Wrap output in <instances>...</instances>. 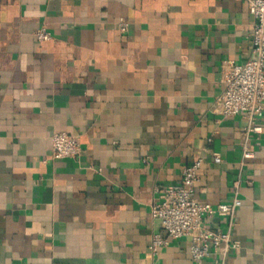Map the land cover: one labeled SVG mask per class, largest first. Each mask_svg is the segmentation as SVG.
Listing matches in <instances>:
<instances>
[{
  "label": "crops",
  "instance_id": "0c3cea01",
  "mask_svg": "<svg viewBox=\"0 0 264 264\" xmlns=\"http://www.w3.org/2000/svg\"><path fill=\"white\" fill-rule=\"evenodd\" d=\"M252 22L246 0H0V264H196L187 237L148 245L155 187L197 157L198 200L228 202L239 180L223 264H264V103L246 141L244 114L213 111ZM53 132L79 152L49 159Z\"/></svg>",
  "mask_w": 264,
  "mask_h": 264
},
{
  "label": "built area",
  "instance_id": "2783aa9c",
  "mask_svg": "<svg viewBox=\"0 0 264 264\" xmlns=\"http://www.w3.org/2000/svg\"><path fill=\"white\" fill-rule=\"evenodd\" d=\"M248 11L252 16L251 57L243 63H229L223 75V88L214 100L213 111L221 117H233L244 114L248 126L244 130V140L248 133H259L261 127L254 123L263 114L264 103V0H246ZM120 32H126L128 22L120 18L117 22ZM34 36L38 41L52 38L45 25L38 27ZM79 143L75 135L66 132H53L50 137L49 159L74 157L79 152ZM243 159L252 156L246 144L243 146ZM214 163L221 161L216 153L212 156ZM202 159L195 158L182 168L180 180L156 186V200L152 203L150 213L158 218L161 233L151 236L148 248L153 255L168 239L189 238V253L193 262L201 264L205 258L212 257L214 264H223L231 250L239 244L231 236L234 216L241 204L239 197V180L233 183V196L228 202L215 205L198 200L194 195V186L198 180V169ZM227 219L225 231L209 228L205 220L212 217Z\"/></svg>",
  "mask_w": 264,
  "mask_h": 264
}]
</instances>
